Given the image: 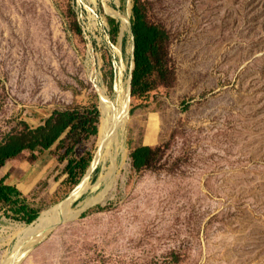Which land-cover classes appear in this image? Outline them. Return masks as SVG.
Instances as JSON below:
<instances>
[{"label": "rangeland", "instance_id": "374dc122", "mask_svg": "<svg viewBox=\"0 0 264 264\" xmlns=\"http://www.w3.org/2000/svg\"><path fill=\"white\" fill-rule=\"evenodd\" d=\"M135 5L168 37L144 96L129 87ZM120 89L130 98L123 150L93 188L110 165L90 167L100 100L118 106ZM74 105L98 110L96 134L67 130L0 177L39 216L88 176L70 204L80 214L33 238L21 230L34 223L0 204V261L264 264V0H0V142ZM141 145L159 150L138 171ZM31 174L32 190L22 185Z\"/></svg>", "mask_w": 264, "mask_h": 264}, {"label": "trees", "instance_id": "16d2710c", "mask_svg": "<svg viewBox=\"0 0 264 264\" xmlns=\"http://www.w3.org/2000/svg\"><path fill=\"white\" fill-rule=\"evenodd\" d=\"M131 33L134 42L131 94L144 96L154 89L156 83L153 79L156 65L152 62V56H156L158 44L166 41L168 37L162 29L149 25L143 12L136 5L132 9ZM98 117L97 109L74 105L54 111L45 123L37 128L26 124L24 130L0 142V167L26 151L35 153L51 147L67 130L71 134L75 133V140L82 133L96 134ZM158 150L145 145L134 148L131 152L133 167L139 171L151 166ZM72 164L73 161L67 164L69 176L74 175L75 167H72ZM76 165L80 166L81 162H77ZM2 203L14 205L13 211L21 216L18 219L22 218L26 223H31L38 217L37 210L31 207L23 192L17 186L8 184L5 179L0 178V204Z\"/></svg>", "mask_w": 264, "mask_h": 264}, {"label": "bare ground", "instance_id": "6f19581e", "mask_svg": "<svg viewBox=\"0 0 264 264\" xmlns=\"http://www.w3.org/2000/svg\"><path fill=\"white\" fill-rule=\"evenodd\" d=\"M118 91L120 97L118 106H114L106 99V97H101L100 100L101 119L99 123L97 138L98 150L95 153L90 167L94 168L98 163L104 161H109L110 165L107 168L103 167V172L100 175L99 179H97L98 181L93 188H97L103 181H107V183H109V181L111 180L110 173L115 168V157L120 151L123 150L122 135L126 130L125 124L128 117V103L130 101V98H128V91H123L122 89ZM87 178L88 176H85L80 181L79 185H77L76 188L74 187L65 201L51 206L47 210L41 212L39 214V218L33 222L34 224L24 227L21 230L22 235L33 238L44 236L49 231H51L58 223L65 221L71 215L75 217L78 216L81 210L72 214L68 203L70 202V200H75L83 191L86 190V188L88 187ZM94 201L95 199H88L83 206L86 207L92 204ZM18 248H16V252H18ZM15 254L16 253H14V255ZM17 258L18 254L12 259L0 261V264H17Z\"/></svg>", "mask_w": 264, "mask_h": 264}, {"label": "crops", "instance_id": "0c3cea01", "mask_svg": "<svg viewBox=\"0 0 264 264\" xmlns=\"http://www.w3.org/2000/svg\"><path fill=\"white\" fill-rule=\"evenodd\" d=\"M34 177H35V175H33V174L28 175V177H27V181L24 180L23 183H22L23 187H24V188H28V189H30L31 186H32V182H34ZM0 178H1V179H5V182L7 183V178H6L5 175H4L3 177H0ZM61 182H62V181H61ZM61 182H60V184L58 185V188L61 186ZM8 184H11V185H15V186H17V187L23 192V194H24V191H23V189L21 188V186L19 185V183H8ZM30 190H32V189H30ZM24 196H26V195L24 194Z\"/></svg>", "mask_w": 264, "mask_h": 264}, {"label": "water", "instance_id": "95a60500", "mask_svg": "<svg viewBox=\"0 0 264 264\" xmlns=\"http://www.w3.org/2000/svg\"><path fill=\"white\" fill-rule=\"evenodd\" d=\"M133 50H134V46H133ZM133 69H134V61L132 62V66H131V75H130V80H129V83H130L129 84V87H131V76H132ZM129 94H130V89H129ZM71 203H72V201L70 200V202L68 203V205L70 206ZM66 206H67V204H66ZM38 218H39V216L34 221H36Z\"/></svg>", "mask_w": 264, "mask_h": 264}]
</instances>
